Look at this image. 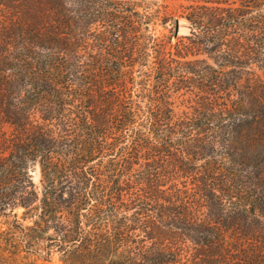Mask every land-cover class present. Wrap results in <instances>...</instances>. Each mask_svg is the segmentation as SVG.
<instances>
[{"label":"trees","instance_id":"obj_1","mask_svg":"<svg viewBox=\"0 0 264 264\" xmlns=\"http://www.w3.org/2000/svg\"><path fill=\"white\" fill-rule=\"evenodd\" d=\"M186 1L173 43L161 0H0V264L170 261L153 228L264 248V0Z\"/></svg>","mask_w":264,"mask_h":264},{"label":"rangeland","instance_id":"obj_2","mask_svg":"<svg viewBox=\"0 0 264 264\" xmlns=\"http://www.w3.org/2000/svg\"><path fill=\"white\" fill-rule=\"evenodd\" d=\"M186 0H161L163 4L162 11L168 12L169 14H175L177 22L175 24L168 23L166 25L159 24L157 29L159 32L170 34L173 30V43H176L183 36L190 34V22L182 16L183 7L181 4L186 3ZM0 18H3L2 13L0 12ZM10 78V79H9ZM11 79H15L13 76V71H8L2 73L0 70V89L7 88ZM15 81V80H13ZM2 98V97H1ZM4 102L11 103L12 98L10 96H5ZM196 104L195 97L191 96L188 93L181 92L180 94L174 95V107L175 110L182 114L186 111H191L193 106ZM7 116L3 111L2 106L0 105V154H7L11 150V142L8 141L14 132V127L10 123L6 122ZM2 138L6 141L4 142ZM2 141V142H1ZM178 170V169H177ZM31 174H33L34 181L38 186H41V169L40 166L32 168ZM170 184V182H169ZM24 207H17L16 212L21 218L23 215ZM28 223V221H25ZM6 227V226H5ZM151 228V227H150ZM154 229L155 238L151 241H147V244L150 245L153 243V246H157L165 252H171L172 259L161 264H264V262H246L245 255H250L254 253L264 255V248H254L251 249L246 242H239L235 244L237 248L233 247L231 240L232 236H229L230 242L223 243L221 247L215 249V251L209 252L203 244L199 243L189 234H186L182 231H173L170 230H158ZM151 230V229H150ZM153 231V230H152ZM144 235L142 234L141 238ZM144 238H146L144 236ZM255 247V246H254ZM253 248V247H252ZM246 251V252H245ZM5 258L2 259L3 264H40L36 262V255L29 254L26 251H23L20 256L15 258L16 255L3 252ZM26 256V257H24ZM50 264H63L59 260V255L55 254L53 262Z\"/></svg>","mask_w":264,"mask_h":264}]
</instances>
